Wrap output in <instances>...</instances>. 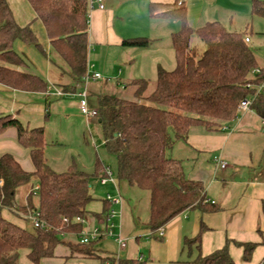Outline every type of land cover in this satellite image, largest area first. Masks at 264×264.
Wrapping results in <instances>:
<instances>
[{
  "label": "trees",
  "instance_id": "trees-1",
  "mask_svg": "<svg viewBox=\"0 0 264 264\" xmlns=\"http://www.w3.org/2000/svg\"><path fill=\"white\" fill-rule=\"evenodd\" d=\"M43 22L54 50L67 63L71 78L84 84L87 76L89 52V3L87 0H27ZM152 17H165L181 23V29L172 35L176 67L167 71L158 68L155 91L145 97L148 84L144 80L131 82L136 86L137 100L99 94L96 95L98 119L103 133V146L117 159V179L130 187L150 194L148 229L156 233L174 218L190 209L201 213L219 210L207 202L205 186L189 179L182 161L169 156L178 142L186 141L192 128L203 127L217 132L239 116L243 100L254 95L248 90L250 83L264 80V69L258 66L255 54L246 42V34L228 31L220 22H209L193 30L188 23L184 3H151ZM253 15L264 18V1L253 0ZM197 34L205 45L199 53L191 45ZM36 45L37 38L29 26L21 27L15 21L7 0H0V84L18 91L44 93L49 85L40 76L10 68L3 64L26 67L27 62L15 50V43ZM148 38L125 40L124 46L148 49ZM260 68L256 79L251 73ZM63 92H76V87L65 85ZM146 101V102H145ZM252 110L264 121V93L256 96ZM9 128L17 131L18 143L28 150L34 165L26 172L11 154L0 157V264H20L23 250L32 264L59 256L63 258L99 259L98 241L81 244L79 236L84 230L77 218L85 220L88 206L94 201L91 194L92 178H104L106 168L97 162L94 175H89L75 164L65 172H55L45 157L47 141L43 128L29 130L12 115L0 116V135ZM37 180L38 190L31 192L28 205L17 203L18 190ZM37 197V206L33 198ZM103 211L93 214L99 225L105 226V216L112 205L104 200ZM39 213V220L47 224L33 231L8 220L4 213ZM67 220V222H65ZM205 225L194 238L184 240L183 250L188 252L185 264H236L230 254V243L222 249L204 256L201 252ZM75 236L78 241L67 240ZM158 240L162 237L156 235ZM235 245L244 248V258L251 259L255 244ZM197 250V255H194ZM117 264H145L138 260L121 259ZM264 264V261L261 263Z\"/></svg>",
  "mask_w": 264,
  "mask_h": 264
},
{
  "label": "crops",
  "instance_id": "crops-1",
  "mask_svg": "<svg viewBox=\"0 0 264 264\" xmlns=\"http://www.w3.org/2000/svg\"><path fill=\"white\" fill-rule=\"evenodd\" d=\"M7 1L17 24L30 27L38 46L16 42L15 50L26 59L27 66L3 65L36 74L48 83L49 88L47 92L34 93L14 90L0 84V116L12 115L29 130L43 128L47 141L45 157L49 166L57 172L54 165L62 163L67 170L76 163L72 152L65 149L66 139L75 137L86 126L91 131L93 122L92 119L88 125L79 110L78 94L84 84H77L71 78L67 63L54 50L43 22L30 3L27 0ZM87 1V71L91 67L92 72L100 73L103 77L102 80L85 83L87 88L95 86L98 90L97 84L106 78L112 85L123 87L128 91L125 92L127 95L136 98L137 87L129 85L131 82L144 80L148 84L154 79L156 83L159 67L170 69L167 71L176 67L172 35L181 29V23L162 16L152 17L149 6L151 3L174 4L178 1L184 3L188 11V5L193 0H103L104 9L96 4L92 5V0ZM189 18L188 14V21ZM164 34L169 35L171 40L165 46L166 57L155 56L144 61V67L136 72L133 66L137 56L150 52L151 48L127 47L123 42L134 38L159 40ZM246 37L250 40V46L252 38L247 34ZM153 73L156 78H153ZM65 85L75 86L76 92H63L62 86ZM108 85L109 83L103 85L99 91L104 92V87ZM130 88L132 90H128ZM88 102L90 108L95 109L96 106H92L90 102V93ZM4 154L14 156L26 172L34 171L29 152L18 143L14 128H9L0 135V157ZM169 155L182 161L189 179L204 184L207 202L217 206V212L201 213L198 209H190L168 223L165 226V236L158 240L147 227L150 194L147 192L144 195L142 190L115 178L116 185L109 184L115 189V196L119 194L123 198L121 205L114 206L119 212L115 232L126 240L127 247L120 249L113 238H104L97 243L96 250L101 257H112L116 263L99 259H65L63 257L68 256V252L61 249L57 258L44 260L41 264H117L121 259L138 260L145 264H185L189 260V254L183 250L184 240L197 236L201 225L207 228L202 235L200 249L204 256L230 243V254L236 264H261L264 261V121L253 110H249L239 112L235 121L217 132H208L203 127L192 128L188 139L175 144ZM222 163L226 164L225 168L221 167ZM103 166L109 169L108 166ZM30 186L21 193L20 200L17 199L21 207L28 205L30 193L38 187L37 180L34 179ZM104 200L106 198L97 207H88L89 217L83 224L84 233H90L99 226L93 214L102 213ZM33 203L37 206L36 196ZM8 216L13 222L25 227L23 225L27 221L22 213H8ZM234 242L257 245L249 261L244 258V248ZM23 252L20 261L27 257L28 252ZM197 253L194 250V255Z\"/></svg>",
  "mask_w": 264,
  "mask_h": 264
},
{
  "label": "rangeland",
  "instance_id": "rangeland-1",
  "mask_svg": "<svg viewBox=\"0 0 264 264\" xmlns=\"http://www.w3.org/2000/svg\"><path fill=\"white\" fill-rule=\"evenodd\" d=\"M252 5L253 0H193L188 5V14L190 15V20L188 21V23H190L189 26L193 30H198L204 27L207 23L214 20L216 22H221V24L228 31L237 30L238 32L249 35L250 38H252V44H250V48L255 54L258 66L264 67V18L253 15ZM201 18L204 20H201ZM161 36L162 37H160L159 40H150L152 43L150 46V52H144L137 56V61L134 63L133 66L136 72L140 71V67L143 66L144 61L152 59L155 56H160L162 58L166 57L167 51L165 46H168V44L171 43V40L169 35L167 36V34ZM191 45L193 47H196L199 53H202L206 48L204 43L200 40L196 33L193 34L191 37ZM166 70L170 69L166 68ZM153 75V78H156V74L153 73ZM108 83L109 85L107 87H104L105 89H103L104 92L99 91V89H101L100 87H103V85L105 86ZM148 84V89H146L144 94L145 97L150 96L156 88V83L154 79H152V81H149ZM96 87L98 88V90L95 88V86H90L89 88H87L88 92L90 93L91 105L96 106L95 110H97L96 95L99 94H110L136 101V98L133 95H127V93H125L128 91H126L123 87H117L116 85H112L111 82H109L106 78H104L103 82L97 84ZM131 88L128 90H132ZM91 133L93 135H91ZM65 143V149L67 151L72 152L71 154L73 156V159L75 160V165L79 169H81L82 167L84 168L83 170L86 173H88L89 175H94L96 164L97 162H100L108 166L111 172L113 173V177L117 178V159L114 155L108 153L102 144L103 133L98 118L93 119L91 131L89 127L86 126V128L82 129V132L76 134L75 137L67 138ZM54 166L55 169L58 170L57 172H63L66 170V167L63 168L62 163H59L58 166L55 164ZM101 179L102 178H92L91 180V194L94 198V201L88 206L89 208L90 206H99L101 200L105 199L108 194L111 196L116 195V191L111 184H109L108 186H102L100 184ZM30 185L21 187L18 190L17 199L20 200L21 193L29 189L31 187ZM142 192L144 195H147V192ZM143 204L145 205L144 200ZM143 208L145 209V206H143ZM4 216L8 220H11V218L8 216V213H4ZM23 226H25L30 231H33L34 229L33 226L28 222ZM66 239L76 242L78 238L72 236L67 237ZM23 251L21 252L20 259L22 258V254L24 253ZM20 262H22L21 264H32L26 256L23 261Z\"/></svg>",
  "mask_w": 264,
  "mask_h": 264
},
{
  "label": "built area",
  "instance_id": "built-area-1",
  "mask_svg": "<svg viewBox=\"0 0 264 264\" xmlns=\"http://www.w3.org/2000/svg\"><path fill=\"white\" fill-rule=\"evenodd\" d=\"M91 4L92 5L96 4L100 9H104L103 0H92ZM246 42L249 43L250 40L246 38ZM91 70H92L91 67H89L87 71V76L84 81V85L82 86L81 91L78 94L80 98L79 110L81 115L87 120L88 125L90 124V121L92 119L98 118V111L95 109H91L89 106V102H88L89 92L85 83H87L88 81H99L102 80L103 78L100 73H95L92 72ZM260 72H261L260 68H256L252 71L251 75L253 78L256 79V75L260 74ZM246 88L248 90L253 89L254 95L246 98L241 102L239 106V112H246L252 110L251 107L254 98L259 94L264 93V80L258 84L250 83L246 86ZM221 167L225 168L226 164L222 163ZM109 183L116 185L115 178L113 177V173L111 172L110 169L107 168L106 176L101 179V184L107 185ZM37 190L38 187H36L33 190V192H36ZM106 200L112 205L113 208H111L110 211L105 216V224H104L105 226L99 225L90 233L82 232L81 235L79 236V241L81 244H88L90 242L98 241L102 238H113L116 241V243L119 245L120 249H125L127 247L126 240L121 238V236L115 232L117 228L116 220L119 217V212H117V210L114 208V206L121 205L123 203V198L119 194H117V196L107 195ZM25 219L28 223H30L33 226V228L47 227V224L39 220V213L37 211L30 212L25 217ZM65 222H67V220H65ZM76 222L84 224L85 220L77 218ZM153 235H158L159 237L163 238L165 236V227L160 228Z\"/></svg>",
  "mask_w": 264,
  "mask_h": 264
}]
</instances>
